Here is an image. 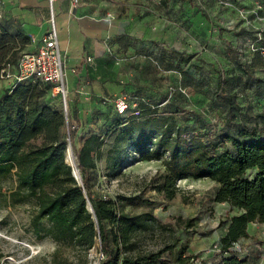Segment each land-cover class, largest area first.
Returning a JSON list of instances; mask_svg holds the SVG:
<instances>
[{
	"label": "trees",
	"instance_id": "16d2710c",
	"mask_svg": "<svg viewBox=\"0 0 264 264\" xmlns=\"http://www.w3.org/2000/svg\"><path fill=\"white\" fill-rule=\"evenodd\" d=\"M27 41L26 35L19 31L9 32L0 24V71L15 61V52ZM259 49H264V45H260ZM189 57L179 55L181 61H187ZM188 79L193 80L194 77L189 75ZM218 79L217 84L221 85V79ZM50 87L49 83L28 80L17 82L0 94V175L13 172L16 177L15 186L8 192L9 201L34 200L32 225L37 233L55 240H70L85 250L91 248L99 237L103 256L97 264H192L191 258L196 255L185 254V248H180L174 255L170 252L171 246L121 257L113 251L108 243L107 223L116 222L121 240L127 241L133 231L152 219V213H134L122 207L116 209L109 196L92 194L90 169L95 167L104 142V137L98 132L86 135L77 150L75 159L82 180L77 182L71 173L70 163L64 161L68 147L63 131L66 115L45 100V96L51 100L60 98L51 95ZM219 90H216L217 93ZM128 96L136 99L137 106H129L124 114L114 109L117 116L112 120L114 126L108 134L112 136V144L107 149L110 155L106 158L107 166H119L123 151L128 146L154 148L155 153H158L155 150L159 147L169 155L162 160L165 171L152 180L156 191L171 198L179 189L177 179L191 176L215 180L218 186L212 199L225 201L242 210L230 216L220 236L221 251L230 253L234 242L249 236V222L264 221V134L255 126L236 124L230 128L232 131L223 133L228 142L225 148L210 152V145H215L212 141L213 123L208 124L202 134L185 133L186 116L191 117L195 125V108H189L193 110H189V114L184 111L189 100L187 94L181 90L172 93L173 102L164 104L145 102L138 95ZM222 98L228 113L240 109L233 95L224 93ZM228 117L229 114L226 119ZM39 134H42V142L31 144L30 141ZM249 169H253L251 175L247 174ZM49 186L50 191L46 190ZM137 197L129 196L128 199ZM139 199L150 203L145 198ZM88 201L92 211L87 208ZM167 251L169 254L164 255ZM217 254L221 259L231 257L227 260L231 264L236 258L235 254Z\"/></svg>",
	"mask_w": 264,
	"mask_h": 264
},
{
	"label": "rangeland",
	"instance_id": "374dc122",
	"mask_svg": "<svg viewBox=\"0 0 264 264\" xmlns=\"http://www.w3.org/2000/svg\"><path fill=\"white\" fill-rule=\"evenodd\" d=\"M195 4L201 9V14L205 13L204 16L227 35H234L235 30H240L238 23L243 22L242 27H249L242 32L241 38L232 41L231 46L224 41L200 42L195 46V106H184L185 114L195 108V125L191 117L186 116L185 133L202 134L208 124L213 123L212 141L215 145H210V152H217L228 144L223 133L232 131L230 128L236 124L255 126L264 134V49H259L260 45H264V0H195ZM256 36L259 38L255 39ZM33 48L34 45H21L14 54L15 61L8 66L13 68L21 54ZM172 74L169 73L170 76ZM218 77L221 85L217 84ZM229 77L231 81H228ZM224 93L233 95L240 109L228 113L222 98ZM45 100L48 103L52 101L48 96ZM61 101L58 108L66 115L63 131L76 155L82 142L80 129L83 128L72 126ZM227 114L229 117L226 119ZM113 126L112 121L96 126V132L104 137V142L95 167L90 169L92 194L109 196L116 209L122 207L129 212L152 213V219L133 231L127 241L121 240L116 222L107 223L108 243L113 251L121 257L171 246L172 255L185 248L184 253L196 255L201 264L208 257L213 260V255L218 253L214 248L221 245L220 236L227 219L240 208L225 201H214L212 195L218 183L209 177L177 179L179 189L171 198L156 191L152 180L165 171L162 160L169 155L159 147L155 150L158 153H155L154 148L128 146L123 151L119 166L108 167L106 158L110 155L107 149L112 144V136L108 134ZM42 140V134H39L30 143L38 144ZM252 173L253 169L247 171L248 175ZM15 184L13 172L0 175V264H97L103 256L99 237L91 248L85 250L70 240H55L37 233L32 225L34 200L11 203L8 199V192ZM46 190L50 191L51 187H46ZM134 195L138 197L128 199ZM139 198H145L150 203ZM41 220L45 221L44 218ZM253 224L250 230L253 234L239 243L235 242L231 246L232 251L225 253L226 256H239L232 264H264V221L255 220ZM229 258L219 257L211 264H231V261L227 262Z\"/></svg>",
	"mask_w": 264,
	"mask_h": 264
},
{
	"label": "crops",
	"instance_id": "0c3cea01",
	"mask_svg": "<svg viewBox=\"0 0 264 264\" xmlns=\"http://www.w3.org/2000/svg\"><path fill=\"white\" fill-rule=\"evenodd\" d=\"M201 13L195 0H78L75 4L72 0H0V24L9 32L26 35L23 44L34 45L31 50L53 16L63 59L67 117L72 126L83 128L81 140L117 116L112 101L116 96L138 95L145 102L164 104L173 102L172 93L181 90L188 95L187 105L195 106L196 44L224 41L231 46L249 29L238 23L240 30L227 35ZM180 54L190 57L181 61ZM11 88V80L0 78V94ZM59 100L53 98L51 104L58 107ZM228 223L229 219L223 232ZM253 223L247 225L249 235ZM213 257L203 264H211L220 254Z\"/></svg>",
	"mask_w": 264,
	"mask_h": 264
},
{
	"label": "built area",
	"instance_id": "2783aa9c",
	"mask_svg": "<svg viewBox=\"0 0 264 264\" xmlns=\"http://www.w3.org/2000/svg\"><path fill=\"white\" fill-rule=\"evenodd\" d=\"M78 0H72V4ZM49 28L42 34L38 44L34 50L25 51L21 54L18 62L13 68H3L0 71V78L9 79L12 87L21 81L39 80L44 83L51 84V95H58L63 103L66 111V87L63 81V59L58 46L57 29L51 15L49 19ZM87 60H91V56H86ZM114 109L124 114L129 108L137 106L136 99H131L128 95H120L113 98ZM137 112V111H134ZM235 243V242H234ZM216 252L222 254L220 246L214 248ZM192 264H200L197 256L191 258Z\"/></svg>",
	"mask_w": 264,
	"mask_h": 264
},
{
	"label": "bare ground",
	"instance_id": "6f19581e",
	"mask_svg": "<svg viewBox=\"0 0 264 264\" xmlns=\"http://www.w3.org/2000/svg\"><path fill=\"white\" fill-rule=\"evenodd\" d=\"M67 149L65 150V159L68 163H70L71 167L75 171L76 175L79 178V170L77 167V161L75 160V154L70 144L67 145Z\"/></svg>",
	"mask_w": 264,
	"mask_h": 264
},
{
	"label": "water",
	"instance_id": "95a60500",
	"mask_svg": "<svg viewBox=\"0 0 264 264\" xmlns=\"http://www.w3.org/2000/svg\"><path fill=\"white\" fill-rule=\"evenodd\" d=\"M68 144H71L70 143V141L67 143V145ZM64 161L66 162V160H65V158H64ZM67 163V162H66ZM68 164V163H67ZM70 165V164H69ZM79 170V169H78ZM71 173H72V175L75 177V179L77 180V182L78 183H81V175H79V178H78V176L76 175V173H75V171L73 170V168L71 167ZM87 208L90 210V211H92L93 209H92V205H91V203H90V201H88L87 202Z\"/></svg>",
	"mask_w": 264,
	"mask_h": 264
}]
</instances>
